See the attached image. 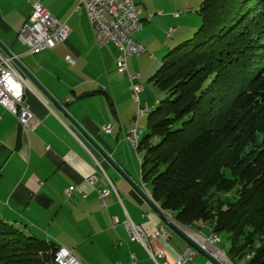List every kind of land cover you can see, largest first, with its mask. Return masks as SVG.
<instances>
[{"label":"crops","instance_id":"crops-1","mask_svg":"<svg viewBox=\"0 0 264 264\" xmlns=\"http://www.w3.org/2000/svg\"><path fill=\"white\" fill-rule=\"evenodd\" d=\"M37 2L66 23L70 35L55 49L32 55L20 44L18 34L29 22ZM135 2L144 26L134 37L146 52L128 61V71L140 77L141 101L152 109L160 100L152 77L163 58L188 38L199 22L193 19L192 0ZM78 3L0 0V44L19 57L31 76L17 66L26 81L25 104L38 121L35 130L25 131L17 117L0 105V218L27 227L42 239L54 240L83 264H138L137 257L142 259L140 264H175L192 246L183 232L188 226L169 224L164 215L167 212L157 209L144 196L142 181H137L141 157L135 155L127 140L138 104L132 98L127 76L117 72L118 51L112 44H97L86 11L76 9ZM170 30H174L172 38L167 36ZM0 52L5 53L1 47ZM145 116L138 121V128L144 122L139 128L142 136ZM109 124L113 126L112 134L103 130ZM93 177H97L94 185L89 182ZM71 187L75 189L66 197ZM104 189L112 192L102 199L100 191ZM81 207L96 208L102 228L96 240L105 249L110 248L108 256L91 255L82 249L88 239L81 242L73 238L77 227L74 222L80 224L76 212ZM115 218L119 224H114ZM128 219L146 232L149 250L131 240L124 227ZM161 226L168 231V240L154 236ZM190 228L210 234L206 228ZM162 252L164 256L160 257ZM207 259L206 253L199 250L190 264H205Z\"/></svg>","mask_w":264,"mask_h":264},{"label":"trees","instance_id":"trees-1","mask_svg":"<svg viewBox=\"0 0 264 264\" xmlns=\"http://www.w3.org/2000/svg\"><path fill=\"white\" fill-rule=\"evenodd\" d=\"M199 15L152 77L164 96L141 181L178 224L225 235L233 264H264V0H204ZM60 248L0 218V264H56Z\"/></svg>","mask_w":264,"mask_h":264},{"label":"built area","instance_id":"built-area-1","mask_svg":"<svg viewBox=\"0 0 264 264\" xmlns=\"http://www.w3.org/2000/svg\"><path fill=\"white\" fill-rule=\"evenodd\" d=\"M76 9L78 12L86 11L97 44L100 47L112 44L118 51L117 72L120 75L127 76L131 85L132 98L138 104L135 118L132 121L134 127L127 136L128 142L138 152L136 148V139L138 138V132H140L138 120L145 114L148 105L143 104L141 101L140 94L143 88L139 83L140 77L129 73L128 61L133 57H140L146 52V48L138 43L134 37L144 26L141 12L135 0H79ZM159 14H162V12H159ZM179 16L180 14H176V17ZM173 31L169 33L170 37L173 36ZM69 35L68 25L57 20L41 2H37L32 6L29 22L24 24L18 34V41L27 49L28 53L36 55L55 49L58 45L66 42ZM67 60L74 63L71 58H67ZM16 61H19L18 56L14 54L9 56L0 52V105L17 117L23 130L33 131L36 129L38 121L31 113L29 106L25 104L24 89L26 81L18 73ZM103 130L107 134H112L113 126L111 124L106 125ZM89 182L94 185L97 182V177L91 178ZM74 189V187L69 188L66 191L67 195H72ZM112 189L119 196L113 186ZM112 189L101 190V198L108 197ZM145 194L147 195L146 191ZM164 215L169 224L178 226L175 221H171L169 214ZM113 222L119 224L116 218ZM124 227L132 241L141 243L149 250L148 235L141 226L128 219L124 223ZM185 233L190 238L188 239L193 243V246H190L180 255L175 264H190L198 255L199 250H202L208 256L205 264H229L224 251L217 247L220 241L219 235L210 232L206 236L190 229ZM154 236L166 240L170 238L168 231L162 226L155 231ZM56 255L59 264H65V260H72V264H83L66 248L61 247ZM163 256L164 253H160V257ZM132 257L134 258V256Z\"/></svg>","mask_w":264,"mask_h":264},{"label":"rangeland","instance_id":"rangeland-1","mask_svg":"<svg viewBox=\"0 0 264 264\" xmlns=\"http://www.w3.org/2000/svg\"><path fill=\"white\" fill-rule=\"evenodd\" d=\"M193 3H191L192 5V8L194 10V15H193V19H197V21L199 22L198 26L193 30V32L191 33V35L186 38L185 40L183 41H186L190 38L193 37V35L195 34V32L197 31V29L200 27L201 25V16L199 15V10H200V7H201V4L204 0H192ZM197 7V8H196ZM189 14V13H188ZM190 15V14H189ZM172 30H170L168 33H167V36L168 38H172V36L170 37L169 36V33L171 32ZM182 41V42H183ZM17 67V65H16ZM164 95L160 94L159 93V98H163ZM25 100V99H24ZM156 106V105H155ZM152 108V107H151ZM150 109V108H149ZM153 109V108H152ZM151 109V110H152ZM148 114L149 112L146 113V116H145V125L143 127V131L144 133L146 132L147 130V117H148ZM143 121L140 122V127L141 128L143 126ZM139 124V123H138ZM139 137L141 138L142 137V134L139 135ZM140 140V139H139ZM135 153L136 156H138V152H136L134 149H132ZM141 165H140V168H139V178L137 177V181L139 182L140 184V181H141ZM135 175H137V172H135ZM141 186H142V190L145 189L146 193H147V187L144 186V183L142 182L141 183ZM75 188V187H74ZM149 190V189H148ZM65 195L66 197L68 196L67 193L65 192ZM146 198L151 202L152 200L146 195ZM154 206L157 207V205L152 201L151 202ZM157 209H159L157 207ZM160 210V209H159ZM76 215L79 217L80 219V224L78 223V221H75L74 223L77 224V227L75 228V236L74 237H77L81 242L85 241V240H89V243L88 244H85L82 246V249L88 251L89 253H91V255H96L99 254V255H102V256H108L109 255V252H110V248H106L101 245L99 242H97L96 240V236L99 234V232L101 231L102 228H100L99 224H98V219L96 217L97 215V210L96 208L92 209V208H89V207H86L85 209L83 207L79 208L76 212ZM187 228H190L189 226L188 227H184V234L185 231H187L188 229ZM104 229V228H103ZM191 229V228H190ZM69 235V234H68ZM66 236V235H65ZM64 236V237H65ZM109 237H111V234H108ZM69 236H66L64 239H68ZM189 238V237H187ZM190 239V238H189ZM92 241H95L94 245H91V242ZM138 244H140L141 246H143L141 243L139 242H136ZM144 247V246H143ZM217 247L221 250H223L225 253L229 250L230 248V244L229 242L227 241V238L225 235H221L220 236V241L218 242L217 244ZM145 248V247H144ZM146 250V248H145ZM147 251V250H146ZM134 254L136 256L139 255V252L137 250H133ZM97 260V258H96ZM141 258L140 257H137V262H139L138 264H140L141 262ZM121 264H123L121 262Z\"/></svg>","mask_w":264,"mask_h":264},{"label":"bare ground","instance_id":"bare-ground-1","mask_svg":"<svg viewBox=\"0 0 264 264\" xmlns=\"http://www.w3.org/2000/svg\"><path fill=\"white\" fill-rule=\"evenodd\" d=\"M150 111V109H149V107H148V109L146 110V112H145V114L147 113V112H149ZM144 114V115H145ZM143 115V116H144ZM139 135H140V132H138V138L136 139V148L138 149V146H139ZM145 186V185H144ZM147 194H148V197L153 201V199H152V197H151V194H150V192L149 191H147ZM151 201V202H152ZM154 202V201H153ZM155 203V202H154ZM167 214H169V218L171 219V221H175L174 220V218H173V215L171 214V213H167ZM175 223L179 226V224L175 221ZM187 229H190V228H187ZM190 230H192V229H190ZM217 235V234H216ZM191 242V241H190ZM192 243V242H191ZM192 246H193V243H192ZM199 248V247H198ZM200 249V248H199ZM224 255H225V257L227 258V260H228V263L229 264H233L231 261H230V259L228 258V256L226 255V253L224 252ZM55 261H56V264H59L58 263V256L56 255V258H55ZM65 264H72V260H65Z\"/></svg>","mask_w":264,"mask_h":264},{"label":"water","instance_id":"water-1","mask_svg":"<svg viewBox=\"0 0 264 264\" xmlns=\"http://www.w3.org/2000/svg\"><path fill=\"white\" fill-rule=\"evenodd\" d=\"M0 47L2 48V50L5 52V54L9 55V56H13V53H11L8 49H6L5 47H3L0 44ZM16 65L18 66V68H20L24 74H26L28 77H31L28 72L25 70V68L20 64L19 61H16ZM60 108L64 111V109L60 106ZM144 196L146 197V194L144 193ZM157 208V207H156Z\"/></svg>","mask_w":264,"mask_h":264}]
</instances>
